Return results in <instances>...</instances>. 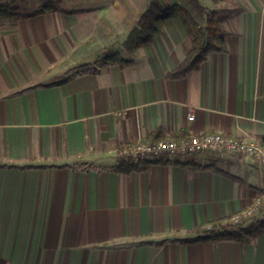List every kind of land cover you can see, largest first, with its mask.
I'll list each match as a JSON object with an SVG mask.
<instances>
[{"label": "crops", "instance_id": "obj_1", "mask_svg": "<svg viewBox=\"0 0 264 264\" xmlns=\"http://www.w3.org/2000/svg\"><path fill=\"white\" fill-rule=\"evenodd\" d=\"M82 1L0 18V264H264V231L197 239L256 198L243 225L264 221V167L251 155L116 169V151L136 140L264 138V0H161L181 13L135 55L123 41L150 0ZM203 7L226 49L168 77ZM113 52L131 61L104 62Z\"/></svg>", "mask_w": 264, "mask_h": 264}, {"label": "trees", "instance_id": "obj_2", "mask_svg": "<svg viewBox=\"0 0 264 264\" xmlns=\"http://www.w3.org/2000/svg\"><path fill=\"white\" fill-rule=\"evenodd\" d=\"M217 1V0H216ZM52 5L46 3L40 9L24 14L18 5H11L0 0V18H8L16 21L23 16H33L44 11L52 10ZM205 14V25L201 26L192 21L194 36L192 45L186 57L174 69L168 72V77H178L198 67L206 54L210 51H223L226 49L225 36L227 32L222 28L217 13L207 7H203ZM181 13L178 3L171 5L159 4L156 0H150L147 7L139 14L137 23L127 33L123 46L130 55H135L137 48L150 41L154 35L160 32L163 22L169 18L177 17ZM104 62H119L127 64L131 59H123L118 52L107 53L103 56ZM264 141V138L262 139ZM156 161L142 160L133 162L131 160H120L116 169L121 172L140 170L146 168L150 163ZM214 226L207 231L201 232L197 239H249L256 233L264 231V221L251 222L247 225L231 227L222 220L214 221ZM187 241V240H184Z\"/></svg>", "mask_w": 264, "mask_h": 264}, {"label": "built area", "instance_id": "obj_3", "mask_svg": "<svg viewBox=\"0 0 264 264\" xmlns=\"http://www.w3.org/2000/svg\"><path fill=\"white\" fill-rule=\"evenodd\" d=\"M189 119L193 116L189 115ZM206 152H217L224 155L235 153L251 155L264 167V141L257 139L237 138L219 133L193 134L180 138H165L154 141L136 140L123 145L116 151L117 163L120 160L139 162L159 158H183ZM262 204L260 198L253 200L247 207L232 213L222 222L231 227L245 224L255 215ZM214 221L203 224V230H210Z\"/></svg>", "mask_w": 264, "mask_h": 264}, {"label": "rangeland", "instance_id": "obj_4", "mask_svg": "<svg viewBox=\"0 0 264 264\" xmlns=\"http://www.w3.org/2000/svg\"><path fill=\"white\" fill-rule=\"evenodd\" d=\"M3 1H5L11 5L17 4L20 7L21 12H23L25 14L33 12L37 9H40L42 7V5H45L46 3L47 4L50 3L53 7L52 9L59 10V11L72 10V9L74 10V9L82 7L81 4L83 3L82 0H3ZM148 1L149 0H146V2H148ZM156 1L162 5L173 4V2L172 3L171 2L170 3H164L161 0H156ZM204 3H205V1H204ZM206 4L208 5L209 3H206ZM136 23H137V20L135 22V25H136ZM121 36L122 35H118L115 37V39L120 41Z\"/></svg>", "mask_w": 264, "mask_h": 264}]
</instances>
